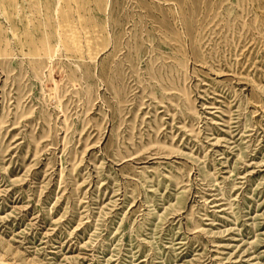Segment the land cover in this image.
<instances>
[{"label":"rangeland","instance_id":"rangeland-1","mask_svg":"<svg viewBox=\"0 0 264 264\" xmlns=\"http://www.w3.org/2000/svg\"><path fill=\"white\" fill-rule=\"evenodd\" d=\"M0 264H264V0H0Z\"/></svg>","mask_w":264,"mask_h":264}]
</instances>
